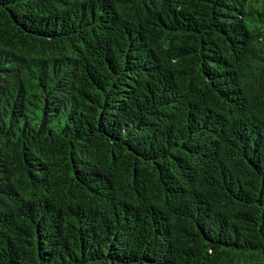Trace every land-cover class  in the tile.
Segmentation results:
<instances>
[{"label": "trees", "instance_id": "1", "mask_svg": "<svg viewBox=\"0 0 264 264\" xmlns=\"http://www.w3.org/2000/svg\"><path fill=\"white\" fill-rule=\"evenodd\" d=\"M0 264H264V0H0Z\"/></svg>", "mask_w": 264, "mask_h": 264}]
</instances>
